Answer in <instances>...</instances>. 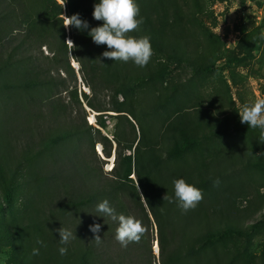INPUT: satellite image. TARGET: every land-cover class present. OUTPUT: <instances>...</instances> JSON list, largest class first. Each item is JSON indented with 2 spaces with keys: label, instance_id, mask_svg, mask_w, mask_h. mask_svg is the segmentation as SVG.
<instances>
[{
  "label": "trees",
  "instance_id": "trees-1",
  "mask_svg": "<svg viewBox=\"0 0 264 264\" xmlns=\"http://www.w3.org/2000/svg\"><path fill=\"white\" fill-rule=\"evenodd\" d=\"M98 2L65 0L66 6L61 8L56 0H0V94H13L2 119L8 124L7 153L20 155L13 168L14 154L8 155L9 183L0 198V212L11 208L13 196L21 193L26 183V179L16 182L21 162L35 159L46 150V165L35 169L49 188L46 211L40 216V211L34 209L37 216L31 222L47 228L54 262L210 264L207 236L200 230L205 223L203 212L195 207L182 213L177 203L162 199L165 194L174 195V179L183 178L200 187L206 170L193 164L195 157L189 161L183 153L160 156L156 138H149L141 127H135L127 116L135 117L126 108L128 93L123 87V75L113 60L101 55L109 50L106 45H96L87 30L75 27L68 32L76 47L71 50L64 41L67 34L62 10L65 16L78 13L91 28L102 23L92 16L93 5ZM69 54L78 65L76 70L69 64ZM197 69L214 68L205 65ZM78 76L88 93L77 87ZM84 105L98 112L94 114L96 127L86 123ZM108 111L114 112L116 118L110 139L100 133L102 117ZM119 122L126 125L125 130L116 127ZM91 129L103 157H109L113 149L109 170H102L104 160L95 154L87 137ZM68 142L73 144L64 151L57 149ZM105 199L118 215L142 221L146 231L139 243L123 248L115 240L118 223L96 212L97 204ZM93 223L101 226L97 234L103 243L99 246L89 229ZM60 227L72 230L77 238L61 245L55 231ZM4 228L0 241L3 238L14 247L15 232L20 234L22 228ZM154 241L157 254L152 251ZM59 245L67 248L66 255H60Z\"/></svg>",
  "mask_w": 264,
  "mask_h": 264
},
{
  "label": "rangeland",
  "instance_id": "rangeland-1",
  "mask_svg": "<svg viewBox=\"0 0 264 264\" xmlns=\"http://www.w3.org/2000/svg\"><path fill=\"white\" fill-rule=\"evenodd\" d=\"M135 2L143 23L130 35L149 36L153 56L143 68L131 61H114L125 80L127 111L135 115L134 119L127 116L146 136L156 138L160 156L183 153L189 161L195 157L193 164L206 170L198 187L203 199L196 207L203 212L205 223L200 230L207 236L210 264H264V143L261 130L242 124L237 112L243 104L264 98V39L260 38L264 33V0ZM66 34L64 41L70 39L68 29ZM42 51L46 53V49ZM68 56L76 70L73 55ZM205 65L214 69H197ZM76 82L88 93L78 78ZM12 97L0 94V198L9 183L8 155L14 154L7 153L8 124L2 119ZM117 98L121 99L119 95ZM83 107L86 123L96 127L94 114L98 112ZM107 114L102 117L100 133L110 139L116 118L112 111ZM116 127L126 129L122 122ZM87 137L102 159L92 129ZM72 144L61 143L57 149L64 151ZM111 155L112 151L102 159L103 171L111 165ZM19 156L14 154L11 168ZM46 160L43 150L18 167L16 182L26 179V183L21 193L13 196L11 208L0 212V235L6 225L22 230L15 232L14 247L3 238L0 241V264H59L51 259L47 228L31 222L37 216L34 209L40 216L46 211L49 188L35 173ZM217 178L219 185L214 186ZM37 240L43 241V246ZM34 247L39 249L38 256L32 255ZM152 251L155 253L153 246Z\"/></svg>",
  "mask_w": 264,
  "mask_h": 264
},
{
  "label": "clouds",
  "instance_id": "clouds-1",
  "mask_svg": "<svg viewBox=\"0 0 264 264\" xmlns=\"http://www.w3.org/2000/svg\"><path fill=\"white\" fill-rule=\"evenodd\" d=\"M65 6V0H61V8ZM139 12L135 0H99L98 3L93 5L92 16L93 19L102 21L100 25L90 28L88 22L82 20L78 13L71 16L62 14V24L66 29L75 27L79 31L87 30V34L91 37L93 43L98 46L106 45L109 50L101 54L104 58L125 63L131 61L136 66L143 68L147 66L153 56V49L149 36L136 37L130 35V33L139 31L140 25L143 23V18L139 17ZM260 38L264 39V33H261ZM65 42L71 50L76 47L70 39ZM237 112L242 124L261 130L260 140L264 143V98L256 99L251 104H243ZM112 161H110L111 165ZM172 183L174 195L165 194L162 199L168 203H177L182 213L194 209L203 199L202 191L187 183L183 178L174 179ZM213 185H219L218 178L213 181ZM96 212L100 216L108 217L113 222L118 223L114 238L123 248H126L130 243H139L146 231L142 221L135 217L118 215L107 199L97 204ZM100 228L101 226L98 223L89 226L90 231L94 234L92 240L97 246L103 243L101 236L97 234L100 232ZM55 231L59 233V243L61 245H67L71 240L77 238L72 230L63 227ZM36 243L43 246L41 240H37ZM58 251L60 255L67 254L66 247H59ZM39 254V249L34 247L32 255L38 256Z\"/></svg>",
  "mask_w": 264,
  "mask_h": 264
},
{
  "label": "water",
  "instance_id": "water-1",
  "mask_svg": "<svg viewBox=\"0 0 264 264\" xmlns=\"http://www.w3.org/2000/svg\"><path fill=\"white\" fill-rule=\"evenodd\" d=\"M75 69H77V66H75ZM77 78H78V80H80L79 76ZM98 153L100 154L101 158L104 159V157L101 154L100 147H99ZM113 156L114 155H113V149H112L111 160H113ZM153 248H154L155 253L157 254V246H156V242L155 241H154Z\"/></svg>",
  "mask_w": 264,
  "mask_h": 264
},
{
  "label": "built area",
  "instance_id": "built-area-1",
  "mask_svg": "<svg viewBox=\"0 0 264 264\" xmlns=\"http://www.w3.org/2000/svg\"><path fill=\"white\" fill-rule=\"evenodd\" d=\"M58 1L61 2L60 0H58ZM107 169H109V167Z\"/></svg>",
  "mask_w": 264,
  "mask_h": 264
},
{
  "label": "bare ground",
  "instance_id": "bare-ground-1",
  "mask_svg": "<svg viewBox=\"0 0 264 264\" xmlns=\"http://www.w3.org/2000/svg\"><path fill=\"white\" fill-rule=\"evenodd\" d=\"M99 149V148H98Z\"/></svg>",
  "mask_w": 264,
  "mask_h": 264
}]
</instances>
